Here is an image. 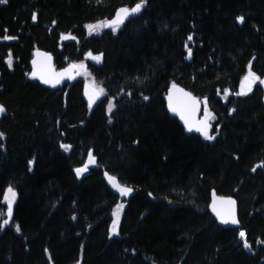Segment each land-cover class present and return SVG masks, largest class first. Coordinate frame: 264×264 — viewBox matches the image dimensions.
I'll return each instance as SVG.
<instances>
[{
	"label": "trees",
	"instance_id": "1",
	"mask_svg": "<svg viewBox=\"0 0 264 264\" xmlns=\"http://www.w3.org/2000/svg\"><path fill=\"white\" fill-rule=\"evenodd\" d=\"M137 2L0 0V264H264V89L237 95L248 65L264 76V0H145L116 29H86ZM34 49L58 66L100 54L86 62L106 98L90 108L81 77L29 78ZM170 83L205 99L214 139L168 111ZM104 170L134 190L113 235ZM212 189L236 197L237 227L209 211Z\"/></svg>",
	"mask_w": 264,
	"mask_h": 264
},
{
	"label": "water",
	"instance_id": "2",
	"mask_svg": "<svg viewBox=\"0 0 264 264\" xmlns=\"http://www.w3.org/2000/svg\"><path fill=\"white\" fill-rule=\"evenodd\" d=\"M139 3V2H137ZM135 3L133 6H126V5H122L120 7H118L116 9V11L114 12L113 16L110 17L108 19V23L111 24L112 21L117 19V13L121 8H128L131 9L133 7L136 6ZM139 13V12H138ZM138 13H134V14H130L128 15L126 18L123 19V21H125L126 19L137 15ZM122 21V22H123ZM33 60L31 61V71L29 72V77L32 79H37L38 81H40L43 85L49 86V87H57L60 86L64 83L67 84V88L69 87V85L77 79L78 75L75 69H71L68 72H65L64 70L69 69L70 65H74L75 63L73 61L69 62L68 65L57 69L56 68V64L54 62V57L51 53L46 52L44 50L41 49H35L34 53H33ZM35 62V63H34ZM64 71V72H63ZM36 73L35 76H33V73ZM60 73H64L63 77H60L58 74ZM59 78L60 79V83L58 84H53V83H45L44 80L46 79H50V80H55ZM244 77V85H246V81H245ZM262 81H264V77L262 79ZM173 85H175V87H173ZM253 86V85H252ZM263 89H264V83H262ZM96 88L90 84L87 83H83V93L85 98L88 101L89 104V96L93 94L94 90ZM107 95V93L104 91V94L99 96L98 99L95 100V102L92 104V106L96 105L97 103H99V101L105 97ZM171 96V100L169 99V97ZM165 100H166V105L167 108L169 110V112L174 115L175 117L178 118V120L182 123V125L185 127V129L188 132H195L198 134L203 135L201 132L196 131V127L201 126V122L204 121L205 119L201 116L202 114V110H203V103L200 99L199 96H197L196 94H194L191 90H189L188 88L179 85L177 83H170L168 85V87L166 88L165 91ZM193 101H196L198 103H194ZM172 104L174 107H176L177 111L173 112L170 107L169 104ZM0 105H2L5 109V111L3 113H0V119L2 117V115L6 112V108L5 106L0 102ZM184 117V119H182L181 117ZM185 119L188 120V124L185 123ZM189 124L193 125V130L189 131L188 127ZM94 163H90V165H92ZM103 177L105 179L106 184L108 185V187L111 189V191L116 194L117 196H119L122 199H127L128 197H130L133 193V187L130 184H127L125 182H122L115 174L109 172L108 170H104L103 171ZM109 177H115L116 180L118 181V183L126 188H131L132 191L126 195V196H122L119 191L114 188L111 184V182L109 181ZM223 198L224 200L227 199H231L235 201V219L238 221L236 224H232V223H222L221 222V218L217 216L216 211L213 210V203L215 202L216 205V209L218 211L224 212L227 210V208L229 207L228 205L222 203L221 199ZM208 209L209 211L214 215V217L216 218V220L222 224V225H226V226H231V227H237L239 225V217H238V203H237V199L234 195L232 194H221V193H217L214 189H212L210 191V200L208 203Z\"/></svg>",
	"mask_w": 264,
	"mask_h": 264
},
{
	"label": "snow or ice",
	"instance_id": "3",
	"mask_svg": "<svg viewBox=\"0 0 264 264\" xmlns=\"http://www.w3.org/2000/svg\"><path fill=\"white\" fill-rule=\"evenodd\" d=\"M144 2H145V0H141L140 3H137L136 6L131 8V9L121 8L118 11V13H117V19L112 21L111 25H109V26L118 25L119 23H122L123 19L126 18L128 15L140 12L142 7H143V5H144ZM33 19H35V16L33 17ZM238 19L240 20V22H243V17H240ZM100 26L101 25H89L88 28H89L90 31H95ZM11 38L12 37H8V36L4 37V39H11ZM191 39H192V37H189V40H191ZM89 55L91 56V54H89ZM190 55H191V50L189 49V56ZM91 58L93 60L97 61V62H99L100 59H101V57H99V56H91ZM8 64H9V66H11V64H12L11 57L8 60ZM83 67H84L83 64L70 65L69 69H66L65 72H68L71 69H78V68H83ZM79 74L80 73L77 72V75H79ZM32 75L35 76L36 73L34 72ZM58 75L60 77H63L64 73H60ZM257 80H258V78L250 73L249 77L245 78L246 85L242 86V91L240 93H237V95H245V94H247V92H250L252 90V85L255 84L257 82ZM44 82L45 83L58 84V83H60V79L57 78L54 81L50 80V79H46V80H44ZM260 83H264V81H260ZM173 87H175V85H173ZM244 87H246V91L244 90ZM103 94H104V89L103 88H96L94 90L93 94L89 96V107L91 108V106L95 102V100L98 99L99 96H101ZM145 99H147V97H145ZM169 99L171 100V96L169 97ZM193 102L194 103H198L196 101H193ZM111 107H112V105L110 104L109 105V110H111ZM169 107H170V109L173 112L177 111L176 107H174L171 103L169 104ZM4 111H5L4 107L2 105H0V113H3ZM205 113H206L205 120L202 121L201 122V126L196 127L195 130L201 132L205 136L206 139L212 140V139H214V137L209 135V128L211 127V125L209 124L208 121L210 119H214V117L211 116V114L207 112L206 102H205ZM181 118L184 119L183 115H182ZM185 123L188 124V120L187 119H185ZM193 127H194L193 125L189 124L188 130L192 131ZM2 135L3 134L0 133V136H2ZM63 147L67 150L70 146L64 145ZM94 162H95L94 161V157H92V154L90 152L89 153V163H94ZM84 171H87V165H85L84 168L76 169L77 175H80ZM109 181L111 182L112 186L114 188H116L122 196H126L132 191L131 188H126V187L121 186L118 183V181L116 180L115 177H109ZM15 196H16L15 191L11 187H9L6 190L5 197H4L5 200L7 201V204H8L7 215H8L9 218L12 215V205H13V203L15 201ZM220 199H221L222 203L228 205L229 207L227 208L226 211L221 212V211H218L216 209V205H215V202H214L213 203V210L216 211L217 216L221 218V222L222 223H225V224H228V223L236 224L238 221L235 219V201L231 200L230 198L227 199V200H224L223 198H220ZM122 209H123V205L121 204V205H118L117 208L114 210L113 215H114L115 219L113 220V224H112V228H111V231H112L113 234H117L118 233L119 216H120V212L122 211ZM3 223L6 225V224L9 223V220H4ZM17 231H19V226H17ZM239 235H240L241 238H244L245 237V232L241 231L239 233ZM245 247H249V245L247 244L246 240H245Z\"/></svg>",
	"mask_w": 264,
	"mask_h": 264
},
{
	"label": "rangeland",
	"instance_id": "4",
	"mask_svg": "<svg viewBox=\"0 0 264 264\" xmlns=\"http://www.w3.org/2000/svg\"><path fill=\"white\" fill-rule=\"evenodd\" d=\"M108 19L109 18H104V19H101V20H98V21H95V22H90V23H87L86 24V29L88 30V31H90L89 30V28H88V26L89 25H101L99 28H97L95 31H91V32H97V31H99L101 28H103V27H111V28H113V29H116L121 23H119L118 25H112V26H109V25H111L110 23H108ZM71 38H74V36H73V34H71L70 32H63V33H61V36H60V40L62 41V40H66V39H71ZM89 54H91V56H99V57H101V55L100 54H95V53H91V52H87V53H85V55H84V58L83 59H80V60H75V61H73L74 63H75V65H80V64H83L84 65V67L83 68H78V69H75L76 70V72H79L80 74L78 75V77H81L82 78V80H83V83H87V84H90V85H92V86H94L95 88H102V86H101V84L95 79V77L93 76V74L90 72V70H89V68H88V66H87V60H91V61H95V60H93L92 58H91V56L89 55ZM53 55V54H52ZM53 57H54V55H53ZM9 58H10V56L7 58V62H8V60H9ZM54 62H55V60H54ZM71 62V61H70ZM95 62H97V61H95ZM56 64V63H55ZM69 63H67V64H65L64 66H66V65H68ZM59 66L56 64V68H58ZM29 72H30V70H29ZM29 72H28V75H29ZM253 74L255 77H257L258 78V80H257V82H260V81H262V79H263V77L264 76H258L257 74H255L253 71H252V69L250 68V65H248L247 66V69H246V72H245V74L243 75V77H242V79H241V83H240V85H239V89H238V92H241L242 91V86H244V77H249V74ZM262 84V83H261ZM244 90L246 91V87H244ZM107 96V95H106ZM106 96L104 97V98H102L99 102H101V101H103L105 98H106ZM202 103H203V110H202V114H201V116L205 119L206 118V113H205V99L203 98L202 100ZM88 103V102H87ZM112 105V107H113V98H111V99H109L108 101H107V110H109V105ZM89 105V104H88ZM207 105V104H206ZM111 107V108H112ZM207 112L208 113H210L211 114V116H212V113H211V111L208 109V107H207ZM211 120L212 119H210L208 122H209V124L211 123ZM93 157V156H92ZM94 161H95V158H94ZM85 165H87V169H88V167L90 166V163H89V154L85 157V160H84V162H83V164H81L80 165V167L79 168H84L85 167ZM78 167H76L75 169H79ZM9 187H7L6 188V190L8 189ZM12 188V187H11ZM13 189V188H12ZM6 190H5V193H6ZM14 190V189H13ZM15 191V190H14ZM5 193H4V197H5ZM15 198H16V196H15ZM4 201H5V203H6V205H7V209H6V213H5V218H4V220H10V218L8 217V215H7V211H8V204H7V201L5 200V198H4ZM125 200L124 199H120L119 201H117V203L113 206V208H112V211H111V220H110V223H109V234L110 235H113V233H112V231H111V228H112V224H113V220L115 219V217H114V215H113V213H114V210L117 208V206L118 205H123V208H124V206H125ZM123 210V209H122ZM122 212V211H121ZM121 212H120V216H121ZM120 216H119V220H120Z\"/></svg>",
	"mask_w": 264,
	"mask_h": 264
},
{
	"label": "bare ground",
	"instance_id": "5",
	"mask_svg": "<svg viewBox=\"0 0 264 264\" xmlns=\"http://www.w3.org/2000/svg\"><path fill=\"white\" fill-rule=\"evenodd\" d=\"M132 17H133V16H132ZM130 18H131V17H130ZM128 19H129V18H128ZM126 20H127V19H126ZM34 50H35V49H34ZM34 50H33V52H32V57H33ZM44 51H45V50H44ZM46 52H48V51H46ZM49 53H50V52H49ZM32 57H31V60H30V71L32 70V69H31V67H32V66H31V61L33 60ZM61 68H62V67H61ZM57 69H59V68H57ZM64 71H65V70H64ZM64 71H63V72H64ZM28 77H29V75H28ZM29 78H30V77H29ZM31 79H32V78H31ZM57 87H58V86H57ZM103 98H104V97H103ZM87 102H88V101H87ZM168 111H169V110H168ZM174 117H175V116H174ZM178 121H179V120H178ZM188 133H189V132H188ZM109 189H110V188H109Z\"/></svg>",
	"mask_w": 264,
	"mask_h": 264
},
{
	"label": "flooded vegetation",
	"instance_id": "6",
	"mask_svg": "<svg viewBox=\"0 0 264 264\" xmlns=\"http://www.w3.org/2000/svg\"><path fill=\"white\" fill-rule=\"evenodd\" d=\"M61 67H64V65L63 66H59L58 68H61Z\"/></svg>",
	"mask_w": 264,
	"mask_h": 264
}]
</instances>
